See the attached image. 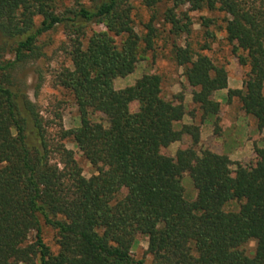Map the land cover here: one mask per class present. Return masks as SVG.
<instances>
[{
  "label": "trees",
  "instance_id": "obj_1",
  "mask_svg": "<svg viewBox=\"0 0 264 264\" xmlns=\"http://www.w3.org/2000/svg\"><path fill=\"white\" fill-rule=\"evenodd\" d=\"M72 1L58 11L56 0H0V264H145L131 253L138 235L148 239L152 264H264V148L255 149L254 166L236 164L233 174L229 157L208 149L162 155L184 135L197 145L199 127L175 129L185 109L161 97L158 75L114 87L153 49L155 30L148 24L143 36L134 31L130 0ZM162 1L142 5L154 11ZM168 1L164 21L174 36L190 33V12L225 14L226 39L247 68L243 88L228 91V98L236 96L263 130L264 0ZM88 23L105 30L92 33L84 46L78 37ZM59 25L77 36L71 68L59 72L57 84L73 96L80 124L50 140L16 71L44 56L39 38ZM173 57L194 89L192 102L216 117L219 103L212 96L227 89L225 68L187 45L175 46ZM94 113L107 125L92 121ZM69 138L97 176H83L62 143ZM186 173L194 201L184 197ZM232 202L238 210L226 211ZM42 225L55 232V254ZM249 242H255L251 257L242 250Z\"/></svg>",
  "mask_w": 264,
  "mask_h": 264
},
{
  "label": "rangeland",
  "instance_id": "obj_2",
  "mask_svg": "<svg viewBox=\"0 0 264 264\" xmlns=\"http://www.w3.org/2000/svg\"><path fill=\"white\" fill-rule=\"evenodd\" d=\"M81 1L86 6L90 4L89 0ZM56 3L58 11L74 6L72 0H56ZM130 5L134 31L139 36H143L147 32L146 25L150 24L155 30L156 39L153 49L137 63L134 72L114 81L115 89L120 90L131 86L143 75H158L161 78V97L174 104L181 102L185 109V115L179 123L175 124V129L179 130L183 125L199 127L200 139L197 145L193 144L190 135H184L179 142L161 149L160 153L166 157L175 158L178 150L191 148L199 154L202 150L208 149L229 157L232 162L230 167L232 174L237 167L236 164L254 166L257 162L255 149L264 148V129L258 130L255 119L244 114L236 96L231 95L228 98V91L243 88L247 68L239 64L233 45L226 39L225 14L206 9L190 12L189 17L192 21L190 33L174 36L170 32L171 26L164 21L165 11L171 7L168 0H163L154 11L146 9L142 5V0H130ZM39 21L40 19H37V23ZM104 30L102 25L88 23L85 25L84 34L78 38L86 46L92 33ZM76 38L77 36L65 29L64 25L57 26L39 38L38 44L43 47L44 56L40 60L20 66L16 71L18 82L28 98L37 106L45 121L50 140L58 138L61 128L69 130L80 124L73 96L57 84L59 72L65 67L71 68L69 51ZM116 41L119 42L120 38ZM186 45L193 51L209 57L214 65L224 67L227 72V89L215 92L212 96V99L219 103V113L216 117L204 115L192 102L194 89L185 79L184 68L178 66L174 60V47ZM203 48L207 49L202 51ZM136 108V104L131 107L132 110ZM90 117L94 122L107 125L105 116L100 113H94ZM62 143L71 151L84 177L98 175L97 167L91 165L82 156L72 139H65ZM182 186L185 199L194 201L196 190L187 173L182 176ZM123 195L125 190L119 196ZM238 208L237 202L225 206L226 211H237ZM34 236L32 232L28 241L32 242ZM42 237L51 252L55 254L58 247L54 230L42 225ZM147 249L148 239L138 235L131 250L133 258L143 260L145 264H152V257L147 253ZM242 250L246 256L251 257L255 251V242L245 244Z\"/></svg>",
  "mask_w": 264,
  "mask_h": 264
}]
</instances>
